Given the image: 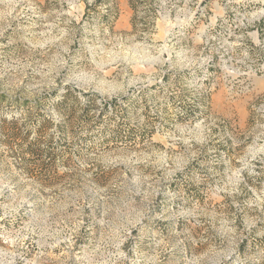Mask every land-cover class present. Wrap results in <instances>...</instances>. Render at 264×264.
I'll list each match as a JSON object with an SVG mask.
<instances>
[{
  "label": "rangeland",
  "instance_id": "obj_1",
  "mask_svg": "<svg viewBox=\"0 0 264 264\" xmlns=\"http://www.w3.org/2000/svg\"><path fill=\"white\" fill-rule=\"evenodd\" d=\"M0 264H264V0H0Z\"/></svg>",
  "mask_w": 264,
  "mask_h": 264
},
{
  "label": "trees",
  "instance_id": "obj_2",
  "mask_svg": "<svg viewBox=\"0 0 264 264\" xmlns=\"http://www.w3.org/2000/svg\"><path fill=\"white\" fill-rule=\"evenodd\" d=\"M74 100H77V97L75 95H73L71 88H67L66 94L64 97V101L60 102L57 106H58V108H64V107L67 108L68 104L73 105ZM17 132L18 131H13V130L10 131V133H12V134L17 133Z\"/></svg>",
  "mask_w": 264,
  "mask_h": 264
}]
</instances>
